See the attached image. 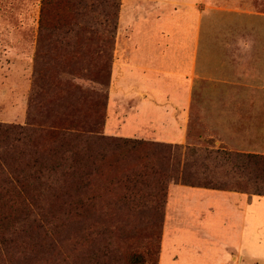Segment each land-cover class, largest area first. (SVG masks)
Instances as JSON below:
<instances>
[{
    "label": "trees",
    "instance_id": "trees-1",
    "mask_svg": "<svg viewBox=\"0 0 264 264\" xmlns=\"http://www.w3.org/2000/svg\"><path fill=\"white\" fill-rule=\"evenodd\" d=\"M119 6L120 0H41L37 42L40 46L98 44L93 56L89 55L92 50L86 51V61L96 69L98 84L104 85L110 74ZM68 106L49 112L53 125L48 129L0 122L2 261H29L44 249L52 250L65 229L94 221L104 204L110 207L111 196L116 198L114 205L131 212L150 210L160 220L166 181L171 178L191 186L223 189L213 187L206 177L195 181L199 152L181 151V146L172 143L107 137L98 131L100 103H96L92 127H87L82 108ZM140 149L156 151H134ZM202 153L205 159L242 168L244 188H250L251 195L264 196V154L214 148ZM132 155L136 163L128 161ZM188 158L192 161L185 163ZM98 180L104 184L103 192L98 191ZM63 198L67 199L65 211L56 213L53 206L62 205ZM61 214L66 215V224L51 223L50 219L61 220ZM93 254L111 257L112 251L104 254L96 246ZM144 261L132 254L125 264Z\"/></svg>",
    "mask_w": 264,
    "mask_h": 264
},
{
    "label": "rangeland",
    "instance_id": "rangeland-1",
    "mask_svg": "<svg viewBox=\"0 0 264 264\" xmlns=\"http://www.w3.org/2000/svg\"><path fill=\"white\" fill-rule=\"evenodd\" d=\"M40 5L41 0H0V122L31 123L48 129L53 125L50 113L70 105L68 107L82 108L87 115V127H92L96 103H100L98 131L103 135L140 139L154 144L172 143L181 146V151L194 150L201 154L195 167V181H203L206 177L213 187L223 188L217 190L232 191L235 188L248 196H258L251 195L250 188H244L246 177L242 168L234 169L218 159L204 158L202 152L213 147H210L212 144L207 134H203L192 122L186 143L159 137L151 125L136 128V119L130 116V96L126 89L128 74L123 67L124 59H127L125 38L128 36L132 6L129 0H120L110 74L104 85L98 84L96 69L86 61V51L92 50L89 55L93 56L98 44L91 46L83 41L79 45L57 42L39 45ZM122 9L123 19L120 20ZM44 109L46 112H43ZM199 132L201 140L198 139ZM213 146L214 149L229 151L220 145ZM180 160L184 162L183 157ZM128 161L136 163L134 155ZM191 161L188 158L185 163ZM171 179L166 181L160 220L150 210L131 212L114 205L116 198L111 196L110 207L104 204L94 221L90 220L73 230L65 229L63 237L55 241L52 250L44 249L29 261L10 263L0 258V264H115L116 261L117 264H125L132 254L145 259L143 264H264V242L257 236L244 237L241 243L244 251H241L229 243H225L223 249L221 244L227 237L222 235L215 236L214 241L207 235H196L193 230H182L183 226L179 224L184 219L179 218L177 207L184 201L183 198L191 197L189 191L202 187ZM97 185L98 191L103 192L104 184L98 180ZM63 201L67 204V199L63 198L62 205L53 206L56 213L65 211ZM60 219L50 221L54 225L57 222L66 224L65 214ZM189 222L192 225V218ZM92 239L95 242L93 245L90 244ZM96 246L104 254L111 250V257H96L93 254Z\"/></svg>",
    "mask_w": 264,
    "mask_h": 264
},
{
    "label": "crops",
    "instance_id": "crops-1",
    "mask_svg": "<svg viewBox=\"0 0 264 264\" xmlns=\"http://www.w3.org/2000/svg\"><path fill=\"white\" fill-rule=\"evenodd\" d=\"M129 1L123 67L136 128L186 143L192 122L210 147L264 154V0ZM188 193L177 207L182 230L222 235V248L241 251L244 237L264 242V196Z\"/></svg>",
    "mask_w": 264,
    "mask_h": 264
}]
</instances>
